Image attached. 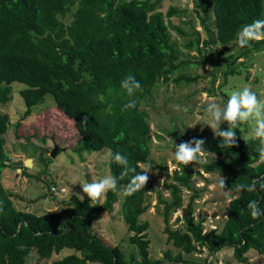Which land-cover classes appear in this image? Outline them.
I'll use <instances>...</instances> for the list:
<instances>
[{"label": "trees", "instance_id": "1", "mask_svg": "<svg viewBox=\"0 0 264 264\" xmlns=\"http://www.w3.org/2000/svg\"><path fill=\"white\" fill-rule=\"evenodd\" d=\"M162 0H0V104L12 97V83L27 85L20 91L29 116L31 108L44 101L51 93L56 101V116L70 122L63 136L67 142L71 134L79 135V151H99L105 147L127 157L129 165L139 173L151 156V123L143 103L153 97L159 79L171 82V75L180 66L192 63L182 60L173 42L166 17L181 14L170 7L166 14L159 10ZM79 4L73 20L66 24L69 12ZM195 12L207 33L204 39L206 55L198 63L210 62L219 66L222 61L228 67L236 60L264 50V40L252 41L250 47L241 48L232 60L227 57L224 46H233L238 31L254 20H264V0H196ZM212 19V26L210 25ZM196 41L187 44L202 51L201 33ZM218 48L221 56L212 54ZM235 68L226 70L225 76L238 74ZM128 75L134 76L142 85L133 97L120 87ZM196 77L182 74L173 82L190 83ZM103 96V101L100 97ZM135 99L136 107L125 109L124 105ZM109 106H111L109 108ZM52 108V109H54ZM49 110L37 114L42 125ZM87 116V122L82 120ZM49 118V117H48ZM10 119L0 115V264H28L27 257L36 249L41 259H50L65 248L75 249L53 259L49 264H161L163 260L150 258V239L145 232L149 221L141 216L149 209L148 190L154 188L149 179L145 187L129 197H124L123 216L129 229L134 232L130 240L138 248L137 254L126 257L119 245H112L93 230L94 221L105 212H113L118 193L127 185L132 175L119 179L122 166L109 160L113 177L118 179L117 191H109L104 204L93 203L73 194L65 200V206L47 213L18 210L1 182V173L11 167L12 158L6 147ZM15 123L35 131L36 122ZM227 123L221 130H227ZM26 129V128H25ZM27 132V131H26ZM236 135V145L219 147L221 138L212 136L206 142L209 152L216 155L204 164L190 162L178 164L167 181L170 197L158 195L157 207L166 224L168 240L180 252H165L172 263L199 264L184 258L206 248L216 254L224 247H232L236 263L248 264L250 251L264 255V217L253 220L247 205L255 200L264 211V191H235V185L251 183L264 176V164L257 166L258 140H246ZM16 136L21 134L16 132ZM30 138L29 134H25ZM44 137V136H43ZM46 140V137L40 138ZM30 157V156H29ZM26 168V167H24ZM30 175L26 170L22 171ZM214 173L226 177L224 190L233 194L227 207V219L221 227L206 230L203 220L195 216L194 200L182 217L184 228L173 227L171 218L184 206L183 190H195L196 175ZM141 174H144L141 172ZM209 261V258L206 259ZM214 264V263H213Z\"/></svg>", "mask_w": 264, "mask_h": 264}, {"label": "rangeland", "instance_id": "2", "mask_svg": "<svg viewBox=\"0 0 264 264\" xmlns=\"http://www.w3.org/2000/svg\"><path fill=\"white\" fill-rule=\"evenodd\" d=\"M156 1V0H151ZM196 0H162L159 10L164 14L170 7H176L181 14L166 17L173 42L176 45L179 54L178 63L182 60L192 63L180 66L171 75V82L163 83L159 79L158 86L153 91V97L143 103L149 121L151 123V156L148 163L143 164V168H149L148 171L154 188L148 190L150 202L149 209L141 216L142 221H149L150 227L145 232L150 239L149 251L152 260H163L161 264H170L165 252L171 250L173 254H178L180 250L175 247L172 241L168 240V233L165 231V222L158 210V195L164 194L170 197L167 181H171L168 174L178 168L174 160L175 143L187 142L193 138L203 139L205 141V159L211 160L216 157L206 148V142L214 133L210 126L206 124L209 117L205 112V94L207 99H214L221 106L227 103L226 90H231L236 86L250 85L254 91L264 92V50L254 52L248 57H242L236 60L230 67L222 61L219 66L208 62L201 65L206 55H210L209 49H204V39L207 33L201 25L200 19L195 12ZM73 7V14L69 12L67 18H63L66 24L73 20L74 12L79 4ZM214 20L210 25L213 27ZM197 32L201 33L202 41L200 47L202 51L195 47H188L191 41H196L199 37ZM228 46V45H227ZM244 48V47H243ZM242 48V49H243ZM241 47L237 41L233 46L227 49V57L231 60L239 54ZM218 48H215L213 57L221 56ZM235 68L238 74L225 76L226 70ZM185 74L186 76L196 77L195 81L190 83L181 82L176 84L173 79ZM27 85L21 82L12 83V97L6 104H0V115L8 114L10 124L7 135L5 134L6 147L12 160H26L29 156L34 158V164L40 170L31 167L18 166L6 167L1 173V182L9 193L14 206L18 210L44 214L48 211L63 208L65 200H68L73 194L84 198L86 195L82 192L81 184L90 183L93 180L99 181L105 175H111L109 159L106 153L110 150L105 147L99 151H79L77 146L81 145L79 135L71 134L68 136L69 142L63 136L64 130H68L70 122L67 119H61L56 116V101L54 96L49 93L45 96L43 102L33 106L29 116H25L27 105L21 96L20 91ZM54 108V109H52ZM187 108L188 111H183ZM49 110L46 120L51 119L52 124L42 125L37 114ZM49 117V118H48ZM24 124L36 122L35 131L32 128L22 126L15 127L16 122ZM23 124V125H24ZM26 128V129H25ZM183 131V134L181 132ZM27 131V132H26ZM249 127L241 125L234 129L235 134L247 137ZM16 132L21 134L16 136ZM25 134L31 137L26 138ZM46 137L45 142L40 138ZM58 146V151L52 155L54 148ZM27 171L30 175L23 173ZM220 177L214 173H204L196 175L193 184L195 190H183L184 206L180 208L171 218L173 227L184 228L182 221L177 220L182 217L188 209L192 197L199 193L194 200L195 216L198 220H203L206 230L221 227L227 219V207L229 200L225 192L229 190L220 189L217 184V178ZM53 184L64 185L67 193L63 197L55 199L50 193V186ZM231 192V191H230ZM233 193L231 192V196ZM105 198L100 203L104 204ZM124 197L118 193V202L115 204L113 212L105 211L93 223V230L98 233L106 242L112 245H119L124 251L126 257L132 253L137 254L138 248L130 240L134 234L129 229L123 216ZM232 247H224L216 254L210 253L206 248L203 251L193 254H183L184 258H190L198 261L199 264H224L231 261L236 263ZM75 249L65 248L61 253H54L50 259H41L36 249H33L27 257L28 264H49L51 260L64 256L68 253H75ZM250 261L248 264H264V255L256 251L248 253ZM209 258V261L206 259ZM89 264H100L99 262H89ZM174 264V263H172ZM180 264V263H175Z\"/></svg>", "mask_w": 264, "mask_h": 264}, {"label": "clouds", "instance_id": "3", "mask_svg": "<svg viewBox=\"0 0 264 264\" xmlns=\"http://www.w3.org/2000/svg\"><path fill=\"white\" fill-rule=\"evenodd\" d=\"M264 40V20L257 19L251 24L244 25L237 33V44L239 47H250L252 41L259 42ZM120 87L127 93L129 97H133L138 90H142L141 83L132 75L126 76L121 82ZM228 99L224 106H221L214 99L208 100L205 94V112L209 119L206 124L210 126L215 137L221 138L219 147H232L236 145V135L234 129L240 128L241 125H247L250 129L249 135L245 137L246 140H258L259 146L257 151L259 158L257 166L264 164V92L254 91L250 85L236 86L231 90H226ZM103 101V96L100 97ZM111 106H109L110 108ZM136 107L135 99H130L124 105L125 109ZM183 111H188L184 108ZM87 122V116L82 120ZM227 123V130H221V125ZM182 134L183 131L181 130ZM205 141L203 139L193 138L187 142L175 143V151L173 153L174 160L177 164L187 166L190 162L196 164L206 163L205 149L203 148ZM106 158L122 166L119 179H124L129 173H135L131 176L129 182L120 191L123 197H129L137 191L143 189L148 182L149 168H143L141 172L137 173L135 167L129 165L126 156L120 152H112L109 150L106 153ZM226 177L220 176L217 178V184L220 189L225 188ZM118 186V179L105 175L99 181L93 180L90 183L81 184L82 192L95 204L102 201L106 193L109 191L116 192ZM264 191V176L254 179L251 183H240L235 185V191H247L249 193L257 191V189ZM226 198L231 201L232 196L230 191H226ZM250 210V216L253 220H258L264 217V211L259 207L255 200L249 201L247 205ZM0 207V211H2Z\"/></svg>", "mask_w": 264, "mask_h": 264}, {"label": "water", "instance_id": "4", "mask_svg": "<svg viewBox=\"0 0 264 264\" xmlns=\"http://www.w3.org/2000/svg\"><path fill=\"white\" fill-rule=\"evenodd\" d=\"M224 48L227 50L228 46H224ZM58 151V146L56 145V147L54 148V150L52 151V155H55V153ZM8 163H11V165L13 166H18V170H22V166L24 167H31L34 168L36 170H40L38 166H36L33 163V158L32 157H28L26 160L23 159H18V160H12L9 161Z\"/></svg>", "mask_w": 264, "mask_h": 264}, {"label": "built area", "instance_id": "5", "mask_svg": "<svg viewBox=\"0 0 264 264\" xmlns=\"http://www.w3.org/2000/svg\"><path fill=\"white\" fill-rule=\"evenodd\" d=\"M50 193L55 199H58L67 193V188L64 185L53 184L50 186Z\"/></svg>", "mask_w": 264, "mask_h": 264}, {"label": "crops", "instance_id": "6", "mask_svg": "<svg viewBox=\"0 0 264 264\" xmlns=\"http://www.w3.org/2000/svg\"><path fill=\"white\" fill-rule=\"evenodd\" d=\"M33 162H34V158H33ZM52 195V194H51Z\"/></svg>", "mask_w": 264, "mask_h": 264}]
</instances>
